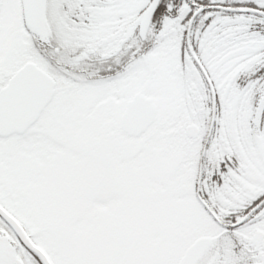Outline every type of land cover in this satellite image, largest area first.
<instances>
[{
	"label": "snow or ice",
	"instance_id": "obj_1",
	"mask_svg": "<svg viewBox=\"0 0 264 264\" xmlns=\"http://www.w3.org/2000/svg\"><path fill=\"white\" fill-rule=\"evenodd\" d=\"M0 264H264V0H0Z\"/></svg>",
	"mask_w": 264,
	"mask_h": 264
}]
</instances>
